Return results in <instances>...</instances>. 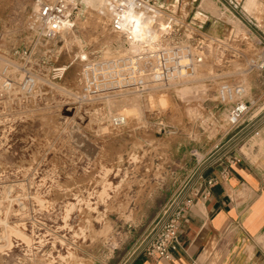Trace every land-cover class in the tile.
<instances>
[{"label": "rangeland", "instance_id": "374dc122", "mask_svg": "<svg viewBox=\"0 0 264 264\" xmlns=\"http://www.w3.org/2000/svg\"><path fill=\"white\" fill-rule=\"evenodd\" d=\"M34 1L0 0V264H126L209 155L264 144V0H194L208 39L190 80L90 97L83 62L123 51L109 15L84 0L45 40L28 22ZM222 82L245 87L233 128Z\"/></svg>", "mask_w": 264, "mask_h": 264}, {"label": "built area", "instance_id": "2783aa9c", "mask_svg": "<svg viewBox=\"0 0 264 264\" xmlns=\"http://www.w3.org/2000/svg\"><path fill=\"white\" fill-rule=\"evenodd\" d=\"M194 0H106L109 29L120 35L122 50L111 57H93L83 62L78 75L83 97L115 91H143L154 85L188 81L194 75L197 57L208 39L197 20ZM80 0H35L28 15L32 29L51 40L75 25ZM138 21L139 23H135ZM264 69V63L259 64ZM242 83L222 82L216 101L226 107V122L236 127L248 112ZM118 122V121H116ZM231 161H238L232 156ZM214 177L199 172L183 193L168 200L142 242L139 255L168 260L177 250V231L203 187H211Z\"/></svg>", "mask_w": 264, "mask_h": 264}, {"label": "crops", "instance_id": "0c3cea01", "mask_svg": "<svg viewBox=\"0 0 264 264\" xmlns=\"http://www.w3.org/2000/svg\"><path fill=\"white\" fill-rule=\"evenodd\" d=\"M250 1L243 6L249 11L258 0ZM216 30L222 33L220 26ZM231 157L211 154L200 167L215 183L192 196L172 257L137 255L126 264H264V144L236 162Z\"/></svg>", "mask_w": 264, "mask_h": 264}, {"label": "bare ground", "instance_id": "6f19581e", "mask_svg": "<svg viewBox=\"0 0 264 264\" xmlns=\"http://www.w3.org/2000/svg\"><path fill=\"white\" fill-rule=\"evenodd\" d=\"M81 1V3H82V1H84V0H80ZM97 1V4L99 3V1H100V3H99V5H97L96 6V10L99 12V13H106V12H108L107 10V7H106V0H96ZM209 2H205V8L207 7L208 9H209ZM215 9V8H214ZM215 11V10H214ZM213 11V12H214ZM224 16V15H223ZM224 19V18H223ZM230 20H231V18H230ZM229 21V20H228ZM65 32V30H62V33H64ZM82 55V54H81ZM81 57H84V54L81 56ZM195 70H196V68H195ZM195 72L196 71H194V73L193 74H195ZM115 118V121H118V122H121V121H123L124 119H123V117L121 116V115H117L116 117H114Z\"/></svg>", "mask_w": 264, "mask_h": 264}, {"label": "snow or ice", "instance_id": "6c2138e0", "mask_svg": "<svg viewBox=\"0 0 264 264\" xmlns=\"http://www.w3.org/2000/svg\"><path fill=\"white\" fill-rule=\"evenodd\" d=\"M135 23H137V24H138L139 22H138V21H135Z\"/></svg>", "mask_w": 264, "mask_h": 264}]
</instances>
